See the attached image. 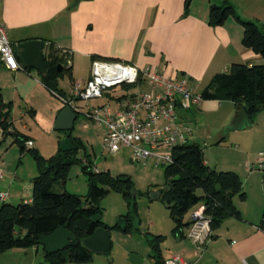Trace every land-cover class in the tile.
<instances>
[{
  "label": "crops",
  "instance_id": "1",
  "mask_svg": "<svg viewBox=\"0 0 264 264\" xmlns=\"http://www.w3.org/2000/svg\"><path fill=\"white\" fill-rule=\"evenodd\" d=\"M73 2L0 0V23L4 25L13 48L20 42L40 39L51 42L61 51L66 50L71 77L68 78L66 88L59 85L66 96L74 82H84L88 78L94 56L124 61L139 69L163 71L172 77L186 80L190 88L198 84L206 85L214 74L227 71L231 63L264 65V58L243 47L242 27L234 17L229 16L222 25L211 27L207 24V11L197 9L192 12L191 1ZM224 2L233 6L239 18L254 21L264 30V0H216L209 2V5H221ZM186 4L187 14L183 15ZM45 49L46 46L43 55ZM25 69L9 70L0 61V95L4 103L11 105L10 120L14 128L27 135L31 142L28 148L41 152V134L52 140L54 147L61 142L62 139L54 134L58 131L54 129V123L58 112L65 105L43 86L39 72L33 68ZM194 92L200 93V90ZM209 101L202 100L186 114L195 124L194 133L196 115L203 110L219 107L218 101ZM236 113L232 103L226 113L225 124H229ZM7 140L9 144L3 153L0 148V192H6L7 197L0 202H30L31 179L36 169L29 160H24L27 158L24 153L20 154L18 147L13 150L15 143L11 137L3 139L0 147ZM8 153L14 156L12 161L6 160ZM17 156L20 161L16 160ZM204 163L211 166L205 160ZM218 164L214 163L211 167L219 171H233L218 169ZM247 173L252 174L253 171ZM235 196L232 203L238 209V204L245 198L242 200L238 197L236 201ZM239 217L224 219L212 232L200 256L196 255L190 240V243H185L188 238L182 232V237L176 236L180 241L175 249L162 257L165 259L180 255L191 264H213L212 261L218 264H264V231L248 213L243 214L240 210ZM34 249L36 251L38 248ZM20 255L17 250L9 249L1 253L0 257L9 260V257L19 258Z\"/></svg>",
  "mask_w": 264,
  "mask_h": 264
},
{
  "label": "trees",
  "instance_id": "2",
  "mask_svg": "<svg viewBox=\"0 0 264 264\" xmlns=\"http://www.w3.org/2000/svg\"><path fill=\"white\" fill-rule=\"evenodd\" d=\"M187 8L186 4L183 15L187 14ZM229 16L234 17L242 27L243 47L264 58V30L254 21L239 18L229 3L210 4L207 24L211 27L222 25ZM93 59L108 58L94 56ZM44 61L46 70L39 73L40 82L56 97L67 98L59 87V79L64 74L69 79L71 77L67 56L51 42H47ZM58 64L60 70H57ZM200 95L202 100L230 101L237 111L244 109L252 120L264 107V65L231 63L227 71L216 73L210 78L200 90ZM10 110V103H4L0 95V143L9 136L17 145L20 154L29 152L35 164L36 174L31 179L30 202H0V253L14 248L36 247L41 248L43 260L48 264L91 261L94 252L84 247L80 241L90 236L97 227H102L108 232L112 228H119L117 224L110 228L101 221L97 201L108 193V188H112L120 191L130 204L129 179L121 181L119 178H112L107 171L94 172L87 157L82 161L76 158L75 151L83 146V143L78 137H70L68 132H63L64 136L69 137L74 148L64 152L57 150L53 155L43 157L36 149L25 145L28 137L14 128L10 120ZM78 114L76 113V117ZM171 156V162L163 171L165 183L170 182V187L165 186L159 200L167 205L173 223L171 233L174 236H183L182 230L190 225V218L185 219V214L189 211L191 213L198 206L204 207V214L210 220L212 232L224 219L240 218L232 198L237 195L243 200L245 193L235 172L219 171L206 165L202 150L195 143L176 146ZM73 163H80L82 170L87 174L88 192L84 201L73 193L53 190L55 182H65ZM100 184L108 188H103ZM131 206L135 212V204L132 203ZM96 215L99 219L93 221L91 218ZM122 217L126 227L123 232L130 233L131 222L126 216ZM258 226L264 231V210ZM60 227L69 231L75 241L62 251L46 253L38 244V240ZM164 240L163 235L147 237L153 264H163L161 244Z\"/></svg>",
  "mask_w": 264,
  "mask_h": 264
},
{
  "label": "rangeland",
  "instance_id": "3",
  "mask_svg": "<svg viewBox=\"0 0 264 264\" xmlns=\"http://www.w3.org/2000/svg\"><path fill=\"white\" fill-rule=\"evenodd\" d=\"M190 1L192 12L201 9V11H207V14L209 2H216V0ZM206 6L207 10H205ZM59 85L63 88L67 87V75L64 74L59 79ZM204 85H194L191 89L199 91ZM128 91L132 92V89H128ZM105 101V98L94 99L87 103L95 106L103 104ZM82 103L78 102L79 105ZM218 106L215 110H203L201 114L198 112L195 133L187 144H197L202 150L203 160L209 165L219 163L218 169L233 170L238 174L245 199L238 204L240 205V207L238 206L239 211L237 208L236 210L238 212L241 210L243 214L248 213L260 222L264 210V174L258 168L256 158L257 152L264 149V107L253 117L250 126L226 131L225 129L230 123L225 124L224 119L232 102L219 101ZM15 111L17 112L16 109ZM103 132L102 124L89 121L81 112L74 120L73 127L68 131V134L70 137H79L82 140L83 146L75 151V156L80 161L87 157L91 167H95L97 171H107L114 179H129L130 204L127 203L120 191L100 184L103 188H108L109 191L97 201V206L101 211L100 219L105 225L112 228L114 224L118 225L122 216H126L131 222L132 231L125 233L120 228H112L109 231V251L93 253L89 262L66 261L63 264H153L147 237L151 235L165 236V240L161 244L163 257L175 249L176 244L180 241L171 233L173 223L167 205L159 199H151L149 196L150 190L162 189L166 186L163 176L166 164L154 165L152 162L132 161L127 149H122L117 153L106 152L103 146ZM54 134L57 138L66 137L62 131H55ZM41 136L40 142L43 148L41 152L38 150L39 154L46 158L59 150V144L56 143L54 147L52 140L46 139L43 134ZM8 144L7 140L0 147L2 148L1 153L5 151ZM12 148L17 150L16 144ZM24 156L27 158L24 160H29L35 168L29 152H24ZM13 158L14 156L12 157L8 153V159H5L12 161ZM16 160L20 161L21 159L17 156ZM251 171H253L252 174L247 173ZM53 190L73 193L84 201L88 192V182L87 174L82 170L80 163H73L68 170L65 182H55ZM235 200H238L237 195ZM132 203L135 204V212L132 209ZM189 215L190 211L185 214V219H188ZM187 230L188 228H185L182 231L187 233ZM187 242L190 243L189 239L187 241L185 239L186 244H188ZM34 248H14L20 252L19 258L9 257V260H6L4 257H0V264H48L43 260L41 248L36 251ZM131 255L136 257L135 262L130 260ZM212 263L218 264L217 261H212Z\"/></svg>",
  "mask_w": 264,
  "mask_h": 264
},
{
  "label": "built area",
  "instance_id": "4",
  "mask_svg": "<svg viewBox=\"0 0 264 264\" xmlns=\"http://www.w3.org/2000/svg\"><path fill=\"white\" fill-rule=\"evenodd\" d=\"M61 52L67 56L66 50ZM0 61L9 70L21 68L2 23ZM58 98L75 113L82 112L89 121L104 126L102 139L106 152L127 149L130 160L154 165L169 164L173 148L187 144L194 135L195 124L186 114L202 101L200 93L194 92L184 79L106 59H93L88 78L84 82H74L67 98ZM104 98L105 103L100 105L87 103ZM78 102L83 103L79 105ZM25 145L30 147L31 142L26 141ZM256 159L264 174V149L257 152ZM92 170L98 172L95 167ZM6 197V192H0V201ZM189 218L186 237L200 256L212 235L210 220L205 216L203 206L193 209ZM163 264L191 262L180 255H172L165 258Z\"/></svg>",
  "mask_w": 264,
  "mask_h": 264
},
{
  "label": "water",
  "instance_id": "5",
  "mask_svg": "<svg viewBox=\"0 0 264 264\" xmlns=\"http://www.w3.org/2000/svg\"><path fill=\"white\" fill-rule=\"evenodd\" d=\"M77 1L78 0H74L73 4H76ZM189 1L190 0H186V2ZM44 46V42L40 39L27 40L16 44L14 51L20 67L33 68L37 72L43 73L46 70L43 55ZM56 67L57 70H60L59 64ZM75 118L76 113L69 106H64L56 116L54 129L64 132L71 130ZM250 124L251 119L247 116L244 109H239L236 113V116L231 120L230 124L225 130L243 129L247 126H250ZM73 148L74 146L71 144L70 139L67 136L61 140L58 147V149L62 152L71 150ZM126 179L127 178H120L121 181H126ZM166 187H170V182L166 184ZM164 188L150 190V198L159 199ZM91 219L93 221H97L99 216H93ZM118 227L122 231L125 230L126 227L123 218H121V221L118 223ZM74 241V236L66 229L60 227L40 238L38 240V244L43 247V250L46 253H55L62 251ZM80 243L94 253L107 252L110 249L109 232L102 227H97L90 236L83 238ZM135 258L136 257L133 255L130 256V260L132 262H135Z\"/></svg>",
  "mask_w": 264,
  "mask_h": 264
}]
</instances>
